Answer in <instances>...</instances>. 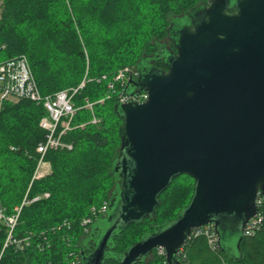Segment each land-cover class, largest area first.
Masks as SVG:
<instances>
[{"label":"trees","instance_id":"trees-1","mask_svg":"<svg viewBox=\"0 0 264 264\" xmlns=\"http://www.w3.org/2000/svg\"><path fill=\"white\" fill-rule=\"evenodd\" d=\"M211 0H4L0 10V55L11 60L26 55L43 96L77 87L87 76L86 86L75 97L77 107L85 100L96 103L93 112L80 108L64 138L72 150L49 151L45 161L50 175L34 180L40 154L38 145L46 138L40 127L45 108L28 100L6 103L0 111V204L12 210L25 195L49 197L23 207L20 233H45L50 246L44 250L9 251L1 264H71L82 259L87 247L93 251L99 238L96 228L106 214L93 218L88 231L82 226L93 209L116 196L120 181L113 170L121 145L122 125L115 85L109 83L124 67L141 68L152 58L163 68L156 53L166 41L171 50V26L187 13ZM87 72V73H86ZM104 75L108 80L98 82ZM125 93H131L127 85ZM93 117L98 123H92ZM81 124L85 126L80 127ZM12 148L16 150L13 151ZM194 180L183 175L160 196L156 217L131 225L109 242L104 264H117L120 256L143 237L175 220L193 195ZM109 210V209H108ZM68 222L70 229L53 228ZM236 242L218 243L213 250L205 236L191 237L178 257L181 264H264V215L262 226L253 235ZM1 247V245H0ZM89 255V254H87ZM139 264H168L157 250Z\"/></svg>","mask_w":264,"mask_h":264},{"label":"water","instance_id":"water-1","mask_svg":"<svg viewBox=\"0 0 264 264\" xmlns=\"http://www.w3.org/2000/svg\"><path fill=\"white\" fill-rule=\"evenodd\" d=\"M176 52L163 68L144 60L130 79L142 102L119 104L120 188L82 264H104L113 236L156 217L180 176L194 180L178 217L130 246L117 264H139L158 248L168 264L194 230L212 225L219 242L241 241L264 193V0H211L171 26ZM157 59L158 58L157 56ZM96 228V230L98 231Z\"/></svg>","mask_w":264,"mask_h":264},{"label":"built area","instance_id":"built-area-1","mask_svg":"<svg viewBox=\"0 0 264 264\" xmlns=\"http://www.w3.org/2000/svg\"><path fill=\"white\" fill-rule=\"evenodd\" d=\"M3 3L4 0H0V10ZM138 77L139 72L135 67L127 66L120 69L109 83L108 88L109 91H111V94L107 96V99L115 95V85H119L122 89L117 97L119 104L144 102L148 98V94L144 91L134 94L125 93V87H127L130 79H137ZM103 80H108V76L104 75L101 79H98V82ZM87 81L90 80H87L86 76L77 87L59 91L54 95L43 96L26 55H21L20 57L11 60L0 61V111L6 103H17L21 100H28L38 105H42L46 111V116L40 121V127L46 131V138L37 147V152L40 154V160L36 173L33 176V181L40 180L47 176L45 168H42L43 166L48 165L45 161V156L49 151L72 150L73 145L65 142L64 138L75 128L73 126V120L79 109L85 108L93 112L94 104L104 103L106 98H103L96 103H92L86 99L83 107L76 106L74 99L76 95L85 88ZM92 123H98V119L93 117ZM84 126V124L80 125L81 128ZM12 150L15 151L16 149L12 148ZM47 197H49V194L39 195L30 199L27 192L21 205L14 207L12 210H9L4 205L0 204V264L9 251L19 254L24 253L30 248L44 250V242L47 243V247L50 246L45 233L38 236L33 232H19L23 207ZM256 204L258 207V214L247 224L244 232V235L246 236L253 235L262 226L264 215V193L258 194ZM107 211V203H104L98 209L94 208L92 217L83 219L81 223L82 226L86 227L85 231H88L87 227L93 221V218L104 215ZM65 227L70 229V224L65 222L61 226L53 228V231L61 230V228ZM197 236H205L209 246L213 250L218 249L219 239L212 225L194 230L188 239ZM36 238H42L44 242H39L37 240L35 242ZM157 252L160 255H164L166 258L165 249L158 248ZM181 255H183V247L180 249L178 257ZM79 263V260L76 259L75 261H72L71 264ZM45 264L53 263L46 262Z\"/></svg>","mask_w":264,"mask_h":264},{"label":"flooded vegetation","instance_id":"flooded-vegetation-1","mask_svg":"<svg viewBox=\"0 0 264 264\" xmlns=\"http://www.w3.org/2000/svg\"><path fill=\"white\" fill-rule=\"evenodd\" d=\"M172 39H171V37H170V41H171ZM166 43V45H162L161 46V48H160V50L156 53V55L158 56V58H161L162 59V61H163V58H164V56L168 53V52H176V50L175 51H173V50H171V48H170V46L167 44V42H165ZM174 47V46H173ZM146 61L150 64V66H154L153 65V63H154V60L152 59V58H149V59H146ZM109 209V208H108ZM108 212H109V210L107 211V213H106V217H108ZM97 229H98V227H97ZM97 233L98 234H100V229H98V231H97ZM95 249V248H94ZM93 249V250H94ZM87 250V247L85 248V250H83V253H85V255H87V254H90L88 251H86ZM79 264H82V259L80 260V263Z\"/></svg>","mask_w":264,"mask_h":264},{"label":"rangeland","instance_id":"rangeland-1","mask_svg":"<svg viewBox=\"0 0 264 264\" xmlns=\"http://www.w3.org/2000/svg\"><path fill=\"white\" fill-rule=\"evenodd\" d=\"M166 42L169 43V40H167ZM4 60H6V58H5L3 55H0V61L2 62V61H4ZM130 67H131V66H130ZM86 73H87V72H86ZM66 90H67V89H66ZM46 163H48V162H46ZM38 165H39V162H38ZM38 165H37V168H38ZM45 167H46V165L43 166L42 169H44ZM37 168H36V170H37ZM35 173H36V171H35ZM35 173H34V174H35ZM48 175H50V173L47 174V176H48ZM43 178H44V177H43ZM43 178H41V179H43ZM41 179H40V180H41ZM102 205H103V204H102Z\"/></svg>","mask_w":264,"mask_h":264},{"label":"crops","instance_id":"crops-1","mask_svg":"<svg viewBox=\"0 0 264 264\" xmlns=\"http://www.w3.org/2000/svg\"><path fill=\"white\" fill-rule=\"evenodd\" d=\"M48 165H46V167H45V171H46V173L47 174H49V173H51V169H50V165H49V163H47ZM46 174V175H47Z\"/></svg>","mask_w":264,"mask_h":264}]
</instances>
